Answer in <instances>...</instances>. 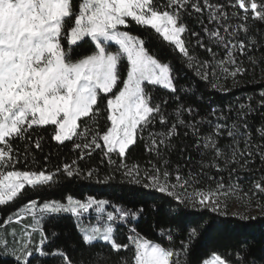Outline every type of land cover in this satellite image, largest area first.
Listing matches in <instances>:
<instances>
[{
	"label": "snow or ice",
	"instance_id": "1",
	"mask_svg": "<svg viewBox=\"0 0 264 264\" xmlns=\"http://www.w3.org/2000/svg\"><path fill=\"white\" fill-rule=\"evenodd\" d=\"M205 14L212 27L203 26L202 37L187 26L185 17L200 19ZM130 23L154 33L159 43L166 44L213 90L231 91L239 86L238 77L264 64V55L257 58L252 52L264 46L254 35L255 26L264 25V0H0V207L20 203L33 192L54 189L59 177L109 184L116 179L115 173H119L121 183L133 186L128 189L130 197L140 195L136 191L139 188L159 193L184 209L209 210L221 216L228 215L230 199L251 208L253 197L264 194V180H257L252 192L225 186L222 178L214 188L197 187L205 168L234 172L232 166L238 165L248 169L256 157L264 163V143H254L245 132L247 138L241 148L239 130L233 124L226 132L231 143L223 148L219 140L228 126L221 120L227 118L212 108V119H206L200 116L199 108L185 104L181 93L187 94L189 89L177 87L171 63L151 50L152 36L132 33ZM197 47L209 58L201 59ZM214 48L222 49L223 55ZM238 56L246 57L248 66ZM152 88L171 94L176 102L171 112L167 110L168 99L154 97ZM105 101L110 126L101 132L99 117ZM257 103L264 109V91ZM240 110L248 114L253 109L249 103L241 104ZM157 123L167 131H152ZM49 126L50 138L60 145L71 141L79 150L78 159L57 165L55 170L46 164L38 166L35 161L33 167L18 170L21 161L27 165L33 149L43 151V137H33L32 132L38 128L47 131ZM181 129L184 136L191 135L196 141L193 147L201 156L199 172L189 170L185 175L179 165L174 171L168 170V154L175 150L173 139L181 135ZM145 133V150L158 164L150 161V167L142 169L139 164L129 165L124 158ZM259 137L264 141V126L259 129ZM19 141L25 142L23 153L17 147ZM97 149L112 168L103 177L99 169L85 170L79 164ZM44 159L47 162L49 157ZM255 205L264 213V204L256 200ZM91 210L102 218V226L80 228L81 242L87 249L104 243L117 254L130 250L131 258L118 256L119 264H190L189 246L205 223L181 213L177 219L187 239L180 241L179 249L171 244V232L165 245L144 237L135 227L130 228L128 243H120L116 238L118 226L139 219L142 208L133 211L92 196L86 200L72 195L64 201L27 199L5 221L22 225L20 239L15 230L9 239L5 229L0 235V256L12 257L15 264H31L35 250L42 256L58 257L60 264H82L61 248L44 251V244L51 242L41 225L46 217L66 213L79 220ZM233 216L249 218L239 212ZM37 232L40 239L35 243L33 233ZM249 256L250 249L245 247L228 255L211 253L201 264H254ZM90 259L93 264H108L102 253L94 252Z\"/></svg>",
	"mask_w": 264,
	"mask_h": 264
},
{
	"label": "trees",
	"instance_id": "2",
	"mask_svg": "<svg viewBox=\"0 0 264 264\" xmlns=\"http://www.w3.org/2000/svg\"><path fill=\"white\" fill-rule=\"evenodd\" d=\"M213 2L225 3L226 0H213ZM227 10L229 12L233 11L231 8ZM201 19L203 23H201ZM185 22L190 29L200 32L202 37L204 36L202 27H212V25L208 24L206 14L200 19L195 16L192 18L185 17ZM255 27L256 31L254 35L259 44L264 45V25L257 24ZM128 28L134 34L152 36L153 43L150 46L151 50L162 61L171 63L177 77V87L189 89L187 94L181 93V100L185 104L199 108L200 116L206 119H212L210 116L212 108L217 109L218 114L222 113L223 117L227 118L221 120L222 123L228 126L225 129V135L219 140L223 148L227 149L231 143V139L227 137L226 132L231 129L233 124L239 130L237 140L240 141L241 148H243V140L247 138L244 135L245 132L251 136L254 143H264L259 137V129L261 126H264V109H261L257 103L260 98V92L264 91V64H257L254 71L248 72L243 77H238L239 86L234 87L231 91L225 93L213 90L209 84L199 80L191 70H188L178 55L169 51L166 44L159 43L160 38L154 33L146 32L139 26L134 25V23H130ZM241 38L245 37L242 36ZM88 47L91 49L92 46L89 45ZM214 50L223 55L222 49L214 48ZM195 51L201 59L209 58V54L203 49L197 47ZM252 52L259 58L261 55H264V46L253 49ZM238 59H243L245 65L248 66L246 57L238 56ZM229 86L231 85L229 84ZM118 87H122V85H118ZM152 94L154 97L160 99H168L167 110L169 112L172 111L176 102L172 99L170 93L159 88H152ZM249 103H251L253 110L248 114H244L240 110V105ZM105 108L106 101L101 108V115L99 117V130L101 132L106 130L107 126H110V122L106 120ZM206 128L207 126H205ZM152 131H167V129L157 123ZM180 132L181 135L173 139V143L176 145L175 150L170 151L168 154L170 161L168 170L174 171L175 166L179 165L182 173L185 175L189 170L199 172L200 167L198 162L201 160V156L198 150L193 147L196 141L191 135L184 136L183 129ZM37 135L43 137V151L33 149L32 154L27 158V165H25L24 161H21L16 166L18 170H27V168L33 167V161L38 166H45L46 164L49 169L55 170L57 165L71 163L74 159H78L79 150L74 149L71 141H66L63 145H60L50 138L51 126L48 127L47 131L38 128L32 132L33 137ZM147 144L148 134L145 133L143 140L138 139L136 144L129 148L124 158L125 162L129 165L139 164L142 169L150 167V161L158 164L154 155L145 150ZM17 147L23 153L25 142H17ZM45 156L49 157L47 162L44 159ZM188 157H191V159L189 160ZM113 159L119 162V158L113 157ZM79 164L85 170L89 168L99 169L101 177L112 171L106 157L99 149L93 151L90 157L86 156L83 160H80ZM232 167H235L236 171L230 172V170L225 169L217 172L215 169L205 168L204 174L200 176V183L197 187L205 189L214 188L222 178L225 186L232 185L244 192H252L254 191V183L257 180H264V163H261L259 157L255 158L254 164H249L248 169H242L238 165H233ZM115 175L116 179L109 184L97 183L94 180L87 181L83 178L68 179L59 177V185L54 189L33 192L26 200L20 203L0 207V235H4L6 229L8 238L11 239V233L15 230L18 234L17 240L20 239L19 233L23 231L22 225L15 223L5 224V221L15 212L20 204L26 203L27 199H36L38 202L51 199L64 201L67 195H72L74 198L86 200L88 196H92L98 199H108L114 206L122 205L133 211L138 208L143 209V213L139 219L131 220L125 226H118L116 238L120 243H128L127 237L131 234L130 228L135 227L137 232L144 237L165 245L168 244V233L171 232V244L174 248L179 249L180 241L186 240L187 236L177 217L181 213L186 212L191 218L196 220L202 219L205 222L203 228H198L199 235L194 238L192 244L189 246L188 260L190 264H201L202 259L207 258L211 253L228 255L245 247L250 249V262L264 264V213H261L255 205L256 200L264 204V194H257V196L253 197L251 208L246 207L235 199L229 200L236 201L245 210V213L242 215L249 217L248 219H240L234 217V213L231 212H228L227 216H221L209 210L192 211L190 208L184 209L182 206L172 203L169 198L161 197L159 193L145 192L139 188H136V191L140 192V195L130 197L128 189L133 188V186L121 183L119 173H115ZM108 210L111 211V209ZM100 218L94 210L84 213L79 220L71 214L66 213L58 214L55 218L46 217L41 228L48 234V241L51 243L46 242L44 244V251H51L52 248H61L74 261H80L82 264H93V260L90 258L93 257L94 252L105 254L108 264H119L118 256L130 259L132 256L130 250L117 254L112 252L104 243L97 244L94 249L85 248L81 242L79 233V229L84 224V221H81V219H85V222L89 223V220L97 221ZM27 223L28 221L25 220L24 224ZM162 232L163 235L161 234ZM39 239V233H33V241L38 243ZM0 264H15V261L10 256H0ZM31 264H60V260L58 257L42 256L34 250Z\"/></svg>",
	"mask_w": 264,
	"mask_h": 264
},
{
	"label": "rangeland",
	"instance_id": "3",
	"mask_svg": "<svg viewBox=\"0 0 264 264\" xmlns=\"http://www.w3.org/2000/svg\"><path fill=\"white\" fill-rule=\"evenodd\" d=\"M228 212L231 213H237L239 212L240 214L245 213V210L240 207V205L236 201H229L228 203ZM81 221H84V224L81 226L82 227H90V226H96L97 224H101L102 226V218L98 219L97 221H90L89 223H86L85 219H81Z\"/></svg>",
	"mask_w": 264,
	"mask_h": 264
}]
</instances>
